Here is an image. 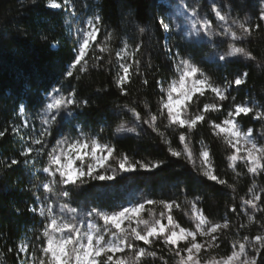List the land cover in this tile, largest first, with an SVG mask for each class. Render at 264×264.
<instances>
[{"label": "snow or ice", "instance_id": "snow-or-ice-1", "mask_svg": "<svg viewBox=\"0 0 264 264\" xmlns=\"http://www.w3.org/2000/svg\"><path fill=\"white\" fill-rule=\"evenodd\" d=\"M48 6L64 8L76 17V0H50ZM177 9L186 28L174 19H160L158 24L164 33L171 35L176 28H181L182 38L186 40L224 47V51L215 54L214 61L225 64L232 62V58L257 61L245 44L261 28L260 22H264V0L256 23L251 17L233 18L230 5L217 0L211 2L214 20L200 14V0H191V3L180 0ZM144 31L139 28L140 33ZM101 33L103 39L98 40ZM75 37L74 57L65 72L66 78L79 81L90 70L103 69L111 74V84L122 96L130 94L129 87L137 77L144 86L149 84L148 72L154 66L150 58H143L142 43L122 40L121 46L114 49L111 45L114 34L107 31L98 13H93L83 27L77 28ZM163 48L170 58L173 77L155 81L159 90L155 111L145 103V114L141 115L134 106L135 101L132 105L126 104L123 108L134 118L135 126L126 127L121 123L115 131L139 136L138 128L143 130V125H147L172 157L182 158L198 177L223 185L234 194L237 184L247 176L250 185L240 197L239 205L226 204L223 217L212 220L199 206L203 196L189 198L186 193L182 202L143 197L111 208L74 201V190L96 186L93 182L120 183L127 179L126 173L150 172L165 161L135 159L118 152L114 144L101 140L103 128L95 133L79 122L89 101L78 98L75 87L70 86L66 93L54 88L48 94L38 129L28 120L11 128L24 141L19 155L24 158L25 166L30 160L44 159L39 171L45 174V180L33 185L37 190L42 188L44 196H37L40 206L32 209L41 218L40 227L33 229L31 236L25 235L16 242L15 247H7V252L0 250V264H5L7 254H14L17 264H169L170 260L171 264H264V185L258 182V178L264 177V104L254 100L236 102L232 95L233 85L245 84L247 71L218 82L190 55L173 51L168 38ZM256 66L264 68L260 63ZM209 95L212 102H205ZM20 110L25 109L21 106ZM222 110L223 119L211 118ZM241 116L258 122L260 129L244 128L238 120ZM161 121L165 122V130L176 132L178 146H173L167 132L161 129ZM65 122L68 131L60 133ZM204 124L226 148L224 159L226 170L232 173L231 183L219 174L214 154L203 138L197 141L198 150L192 143L198 126ZM21 128L31 129L26 133V140L20 134ZM54 130L59 138L50 145ZM7 131V128L0 131V138ZM0 163L10 168L21 161L11 158ZM185 204L189 207L185 208ZM177 210L189 218L191 227L178 222L174 215ZM229 213L237 219L230 220ZM241 216L246 218V223L239 222ZM253 225L257 226L255 234L251 231L242 234L243 229ZM225 241L230 251L220 254L218 250Z\"/></svg>", "mask_w": 264, "mask_h": 264}, {"label": "trees", "instance_id": "trees-1", "mask_svg": "<svg viewBox=\"0 0 264 264\" xmlns=\"http://www.w3.org/2000/svg\"><path fill=\"white\" fill-rule=\"evenodd\" d=\"M82 1L102 17L104 27L114 34L111 41L114 49L121 46L122 40L130 44L142 43L143 58H150L154 66L148 72L149 84L144 86L137 77L129 87L130 94L122 96L112 86L111 74L103 69L90 70L79 81L66 78L65 72L74 57L77 18L64 8L49 7L50 0H0V131L8 129L6 135L0 138V162L11 158L21 161L19 165L10 168H5L3 163H0V250L4 252H7V247H15L16 242L25 235L31 236L32 230L40 227L41 218L32 209L37 206V196L42 198L44 193L42 188L37 190L33 185H39L45 180V174L39 171L44 159L30 160L25 166L24 158L19 155L24 141L20 135L13 134L11 128L25 120L21 106L25 107L28 114L33 115L44 105L45 93L55 86L61 85L66 91L70 90V86L75 87L78 98L89 101L81 113L79 122L87 125L86 130L95 133H100L103 128L100 133L103 142H111L118 152L127 153L135 159L165 161L161 167L150 172L141 170L126 173L124 175L127 179L120 183L93 182L96 186L86 185L80 191L74 190L73 195L78 201L111 208L116 202L131 196L157 200L177 199L182 202L186 193L189 198L203 196L199 206L210 219L219 220L225 213L226 204L239 205L240 197L246 194L250 185L249 178L245 176L237 184L234 194L223 185L198 177L182 158L171 156L167 146L147 125H143V130L138 128L139 136L135 133L118 134L115 129L121 123L126 127L135 126L134 118L123 108L126 104L132 105L135 101L134 106L141 115L145 114V103L155 111L159 96L155 81L163 82L173 77L170 58L163 48L165 38H168L173 51L178 50L184 55H190L218 82L225 77L232 79L236 74L247 71L249 75L245 84L233 86L232 95L236 97V102L253 99L258 104H264V68L256 66L257 63L264 65V22H260L261 28L254 31L245 44L257 57V61L234 58L232 62L218 65L207 58L214 49L211 44H196L163 32L158 21H167L168 8L164 0H76V4ZM203 2L206 4L208 1ZM217 2L230 5L233 18L251 17L253 23L258 22L256 18L262 10V0ZM210 18L214 20V14H211ZM141 27L145 29L143 33L139 32ZM101 39L103 33L98 35V40ZM205 102H212L210 95ZM211 118L217 121L223 119V110L221 113L212 114ZM238 118L245 128L260 129V124L250 117ZM164 123L160 122L162 130H165ZM30 131V128H21L20 134L26 140V133ZM165 131L173 146H178L176 132L173 129ZM201 138L210 146L219 174L231 183L232 173L226 170L224 159L227 154L225 146L212 135L207 124L198 126L192 136V143L197 150L200 147L197 141ZM54 139L53 134V137L49 138L50 143ZM258 182L264 185V177L258 178ZM184 207L189 206L185 204ZM174 215L182 226H192L183 212L177 210ZM229 219L235 221L237 218L229 213ZM239 222L247 221L241 216ZM249 231L255 234L257 226L243 229L242 234ZM218 251L220 254L230 251L229 243L225 241ZM5 264H17L14 254L6 255Z\"/></svg>", "mask_w": 264, "mask_h": 264}, {"label": "rangeland", "instance_id": "rangeland-1", "mask_svg": "<svg viewBox=\"0 0 264 264\" xmlns=\"http://www.w3.org/2000/svg\"><path fill=\"white\" fill-rule=\"evenodd\" d=\"M207 1L208 2L206 4H204L203 0H200V9H199V11H200V14L202 16L205 15V14H207L209 16V18H210V15L213 14L211 12V2H212V0H207ZM164 2H165V4L167 5V8H168V11H167V20H169L170 18L171 19H174L177 24H180L181 25L182 28H186V25L183 24V17H179L178 16L177 5L180 3V0H164ZM185 2L186 3H191V0H185ZM85 5H87V6H85ZM93 13H95V11L92 10L88 6V4L86 2L84 3V1H82V3L79 2L78 5L76 4L77 28L78 27H83L84 26V22ZM168 35L170 36L169 33H168ZM171 35H176L177 37H181L182 38L181 28H176L175 31ZM188 41H190V40H188ZM201 43H204V42H201ZM224 50H225L224 47H221V48L214 47L212 53L209 54L207 56V58L210 61H213V62H215L218 65H224L225 64L224 62L214 61V59H213L214 56H215V54L218 51L222 52ZM176 51H178V50H176ZM182 55H184V54H182ZM185 56H188V55H185ZM232 59H234V58H232ZM233 86H236V85H233ZM54 88H60L63 91H65V93L67 92L61 85L53 87L47 93H45V103H44V105L49 100V95L48 94L49 93H52V91H53ZM247 101H253V99H248ZM44 105L40 109H38V111H36L33 115L28 114L26 112V110L21 111L23 113V115H24L25 120H28L31 124H34L37 129L40 127V115L43 113ZM24 109H25V107H24ZM238 120H239V118H238ZM242 126L244 127L243 124H242ZM67 131H68V126H67V122H65V126L60 129V133H64V132H67ZM53 134L55 135V139L56 138H59L57 131L54 130ZM55 139L52 141V143H50V145L55 143ZM262 142H264V141H262ZM138 199H141V198L140 197H136V196L135 197L134 196H131V197H128L124 201H118V202H116L115 205H117V204H127L129 201H135V200H138ZM73 200L74 201H77V202H79V203H81L83 205H86V206H95V205L101 206L100 204H96V203L85 204L84 202L78 201L74 195H73ZM39 206H40V204H39V201H38L36 208H38ZM101 207H103V206H101Z\"/></svg>", "mask_w": 264, "mask_h": 264}]
</instances>
